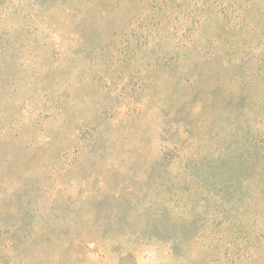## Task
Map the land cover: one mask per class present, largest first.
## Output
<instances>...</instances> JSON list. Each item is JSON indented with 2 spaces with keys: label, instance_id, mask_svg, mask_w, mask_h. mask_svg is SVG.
<instances>
[{
  "label": "rangeland",
  "instance_id": "rangeland-1",
  "mask_svg": "<svg viewBox=\"0 0 264 264\" xmlns=\"http://www.w3.org/2000/svg\"><path fill=\"white\" fill-rule=\"evenodd\" d=\"M0 47V264H264V0H0Z\"/></svg>",
  "mask_w": 264,
  "mask_h": 264
},
{
  "label": "trees",
  "instance_id": "trees-1",
  "mask_svg": "<svg viewBox=\"0 0 264 264\" xmlns=\"http://www.w3.org/2000/svg\"><path fill=\"white\" fill-rule=\"evenodd\" d=\"M40 1L42 3H44V5H47L48 1H53V0H40ZM89 5L94 6L95 1L91 2ZM91 20H93V19H91ZM79 39H80V41H82V43H84V41L86 40L85 35L80 33ZM0 51H2V53H5L6 48L0 47ZM237 60L235 62L239 66H245V64H246L245 62H247L245 57L243 59L239 58ZM53 69H51V68L46 69V71H48V74L54 75L52 83L56 79L55 78L56 74L58 76L57 78H64L63 69L59 70L58 72H56V70L54 72ZM259 74L261 75V73H259ZM253 76H255V75H253ZM5 80L7 82V78ZM240 80H241V82L243 80V85L241 86V88H243V90L245 89L244 91H246V89H248L250 86H252L253 83L257 82L256 79L249 82L248 80L246 81L245 79H242L241 77H240ZM6 105H8V104L6 103ZM233 108H234V110L238 109L237 103L233 104ZM2 111H3V109H2ZM9 117H10V115L3 117L4 121L8 120ZM28 131L29 130L26 127H23L22 129L17 130V132L14 131L16 133L15 134L12 133V135H10L8 137V139L0 138V147L3 146L4 144L5 145L16 144L20 139H22L24 141L23 149L31 150L29 148H32V147L27 142L28 140L31 139V136L29 135ZM51 135L53 137V134H51ZM71 150H67V152L65 154L71 152ZM63 157H64V155H63ZM16 159H17V157L12 155V156H10V158L6 157V162H7V164H10L13 161H15ZM186 160H188V158ZM166 162H167V156H166V159L165 158L162 159L161 164H160L161 167L164 168L165 167L164 164ZM68 169H69V167H66L63 170L67 171ZM186 172H187V175L189 177H191L193 179H197L199 174L201 173V168L200 167L186 166ZM26 173L29 174L28 172H26ZM30 174H33V173H30ZM154 175L157 177V179H159L161 176L159 173L157 174L156 171H155ZM3 185L6 186L7 188L9 185L11 188V192H7V193H9V194H6V195H8L7 198H4V200H0V216L5 215V214H6L5 217L15 215L18 218V220L15 223H12L13 227L14 228H21L23 230L28 225V221H29L30 216H32V214L38 212L32 203L33 193H34V190L32 188L33 185H32V183H29V182L28 183H21V182H18L16 180H13V179H8L6 182L3 183ZM40 186L43 187L45 185H43L42 183H38L39 188H40ZM190 187H191V185L189 184L188 188H190ZM54 201L55 200H52V204L49 207L38 206L37 208H38V210H41L44 212H53L56 210ZM153 206L155 207V203L153 204ZM148 208L149 209H145V211H144V215L146 216V218H148V220L157 222L160 220V218L163 217L162 213H154L152 210H150V207H148ZM132 218L133 217H130V215L127 216V221H132L133 220ZM189 222L193 223L194 220L192 222L191 221H189ZM178 224L183 225L184 222L181 221V219H179ZM163 234L167 238H169V236H170L169 233H167V232H164ZM182 241L183 240L180 237V238H178V241H176V243H173V245H172L173 250H175L176 253L178 252L177 249L181 247ZM13 244L15 245L16 241H13Z\"/></svg>",
  "mask_w": 264,
  "mask_h": 264
}]
</instances>
